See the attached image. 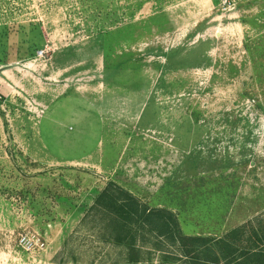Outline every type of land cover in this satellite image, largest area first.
Segmentation results:
<instances>
[{
  "label": "rangeland",
  "instance_id": "rangeland-1",
  "mask_svg": "<svg viewBox=\"0 0 264 264\" xmlns=\"http://www.w3.org/2000/svg\"><path fill=\"white\" fill-rule=\"evenodd\" d=\"M110 181L185 235L264 218V0H0V264H186L84 222Z\"/></svg>",
  "mask_w": 264,
  "mask_h": 264
},
{
  "label": "trees",
  "instance_id": "trees-1",
  "mask_svg": "<svg viewBox=\"0 0 264 264\" xmlns=\"http://www.w3.org/2000/svg\"><path fill=\"white\" fill-rule=\"evenodd\" d=\"M85 221L98 222L113 244L126 250L127 262L138 263L143 244L150 242L164 261L186 264H264V218L253 219L217 237L185 235L177 216L149 207L110 181L86 211ZM153 238V239H152ZM169 249L171 251H166Z\"/></svg>",
  "mask_w": 264,
  "mask_h": 264
}]
</instances>
